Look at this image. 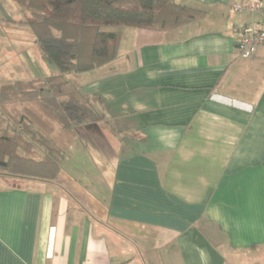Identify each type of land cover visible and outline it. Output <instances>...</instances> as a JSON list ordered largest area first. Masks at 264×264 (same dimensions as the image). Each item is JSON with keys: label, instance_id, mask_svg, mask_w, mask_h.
<instances>
[{"label": "crops", "instance_id": "0c3cea01", "mask_svg": "<svg viewBox=\"0 0 264 264\" xmlns=\"http://www.w3.org/2000/svg\"><path fill=\"white\" fill-rule=\"evenodd\" d=\"M176 1L203 16L74 76L102 119L56 180L0 175V264H264V47L237 49L264 16L233 9L264 0Z\"/></svg>", "mask_w": 264, "mask_h": 264}, {"label": "trees", "instance_id": "16d2710c", "mask_svg": "<svg viewBox=\"0 0 264 264\" xmlns=\"http://www.w3.org/2000/svg\"><path fill=\"white\" fill-rule=\"evenodd\" d=\"M13 1L58 72L0 84V175L41 181L56 180L78 128L102 119L69 75L115 61L122 28L174 30L204 14L176 0Z\"/></svg>", "mask_w": 264, "mask_h": 264}, {"label": "rangeland", "instance_id": "374dc122", "mask_svg": "<svg viewBox=\"0 0 264 264\" xmlns=\"http://www.w3.org/2000/svg\"><path fill=\"white\" fill-rule=\"evenodd\" d=\"M6 8L8 12H12L11 16L23 18V14L13 0L7 2ZM14 22L16 23L15 20ZM15 23L13 24L15 25ZM13 24L9 23L6 29L12 26L13 32H17V29L20 30L19 26L16 27ZM25 27L29 29L28 26L25 25ZM5 30L0 24V84L17 79L44 78L53 74L51 69L54 67H50L42 59L32 34L28 32V34L12 33L9 35ZM54 69L57 73L58 70ZM74 76L76 75H69V78L74 80Z\"/></svg>", "mask_w": 264, "mask_h": 264}, {"label": "built area", "instance_id": "2783aa9c", "mask_svg": "<svg viewBox=\"0 0 264 264\" xmlns=\"http://www.w3.org/2000/svg\"><path fill=\"white\" fill-rule=\"evenodd\" d=\"M233 9L237 12L248 10L264 16V4L261 2H255L247 6L236 4ZM261 47H264V30L257 29L254 26L246 27L237 41L240 57L242 59H251L256 56L258 49Z\"/></svg>", "mask_w": 264, "mask_h": 264}]
</instances>
